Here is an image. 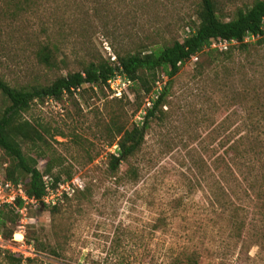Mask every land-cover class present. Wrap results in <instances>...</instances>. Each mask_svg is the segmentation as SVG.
<instances>
[{
	"label": "rangeland",
	"instance_id": "obj_1",
	"mask_svg": "<svg viewBox=\"0 0 264 264\" xmlns=\"http://www.w3.org/2000/svg\"><path fill=\"white\" fill-rule=\"evenodd\" d=\"M215 1L220 18L230 21L255 0ZM201 2L0 0V76L26 88L50 85L92 62L116 67L119 56L183 42L199 24ZM247 42V52L228 47L229 61L214 52L217 61L202 54L188 62L141 151L116 173L109 165L118 131L142 125L151 94L139 83L120 99L109 86H85L61 101L33 104L24 119L42 140L22 143L25 156L43 173L51 164L53 175L81 177L85 187L54 209L28 208L21 223L9 224L13 235L24 234L32 256L19 263L0 252V264H264V222L254 196L231 203L217 172L229 168L223 144L245 136L247 112L264 104V41ZM44 46L56 48L53 66L39 60ZM164 75L160 70L157 78ZM6 106L0 95V116ZM246 156L258 169L254 155ZM10 162L0 151V175ZM237 207L244 225L232 223Z\"/></svg>",
	"mask_w": 264,
	"mask_h": 264
},
{
	"label": "trees",
	"instance_id": "obj_2",
	"mask_svg": "<svg viewBox=\"0 0 264 264\" xmlns=\"http://www.w3.org/2000/svg\"><path fill=\"white\" fill-rule=\"evenodd\" d=\"M30 1L25 0V3ZM197 19L198 26L183 42L176 41L171 45H164L152 51H138L126 56H119L116 67L106 61L92 62L78 72L58 78L50 85L26 88L13 87L0 76V95L7 102V106L0 116V151H3L11 161L6 175L7 180L15 185L22 184L27 197L42 204L47 194L44 176L52 178L55 190L59 188L60 183L75 178L67 172L66 179H63L61 174L53 175L51 164L46 165V170L43 173L38 169L37 160L25 156L22 143L33 142L36 139L42 140L39 129L32 122L24 119V114L36 102L61 101L66 96L72 97L75 93L81 92L85 86L93 89L108 87L109 81L117 75L125 76L134 84L139 83L142 92H145L146 95L152 93L157 81L166 77L167 84L159 98L153 102V107L147 111L142 125H134L130 129L124 128L118 131L117 154L110 156L109 165L111 172L116 173L123 163L128 162L130 158L141 151L150 124L164 112L172 81L188 62L198 59L202 54H207L209 58L215 60L217 54H220L224 58L223 62L231 60L232 51L229 48L224 51L218 48L213 49L212 46L215 42L227 41L230 43V48L237 45L240 50L247 52L250 47L247 42L248 38L258 39L259 43L264 41V0H255L250 7L238 10L230 21H223L220 18L215 0H202L197 11ZM55 49V47L52 49L49 46H44L38 53L40 62L47 66H53L56 60ZM160 70L166 73L162 79L157 78ZM149 76L151 79L148 78ZM262 103V106L255 107L251 113L247 112L248 122L246 125L249 128L247 134L240 135L233 142L223 144L222 157L229 160V168L227 171L222 168L225 171L224 175L218 169L217 172L221 180L228 184V187L222 188V190L233 198L231 203H244L245 199L253 195L257 202L256 208L259 211L257 213L261 215V221L264 222V104ZM255 110L258 111L256 116L253 115ZM249 153L254 155L258 169L254 167L251 170L248 161L246 163V155ZM255 170L258 174L251 177V173ZM225 190L229 193H226ZM79 192L81 191H77L74 196ZM67 198L70 197L65 195L64 200ZM24 206L25 203L20 199L17 201V208L5 206L0 210V235L3 238L13 239V231L9 228V224L16 227L21 223L23 216L21 210ZM226 207V204H222V208L226 209ZM28 208L32 209L31 206ZM238 208L240 207L234 208L236 211L232 217V223L235 226L236 224L240 226V223L245 224L238 218L241 211ZM35 245L39 246L38 242ZM8 254L10 260L19 263L23 260V255ZM28 261L30 262L31 259Z\"/></svg>",
	"mask_w": 264,
	"mask_h": 264
},
{
	"label": "built area",
	"instance_id": "obj_3",
	"mask_svg": "<svg viewBox=\"0 0 264 264\" xmlns=\"http://www.w3.org/2000/svg\"><path fill=\"white\" fill-rule=\"evenodd\" d=\"M229 46L230 43L227 41L215 42L213 44V47L218 48L221 51L227 50ZM166 84V77H164L163 80L157 81L152 93L146 98L144 109L141 112V115L143 116L141 119L143 121L147 111L153 107V102L159 98ZM133 86L134 83L122 75H117L109 81V88L112 91V96L119 99L122 98L124 94L129 95L130 88ZM44 183L47 194L43 199V203L40 204L27 197L22 184L15 185L7 180L6 175H0V210L5 206L17 208V201L21 199L25 203L24 208L21 210V214L24 215L28 206H31L32 209L35 210L41 207H54L63 202L65 195L71 198L77 191L84 190V182L79 176L73 178L71 181L60 183L57 190L53 188V180L50 176H44ZM17 235V233L14 235L15 240L13 239L9 242L5 241L0 235V252H7L16 256H32V253H28L24 250L26 247L24 234L21 232L19 233L22 237L20 240H17Z\"/></svg>",
	"mask_w": 264,
	"mask_h": 264
},
{
	"label": "bare ground",
	"instance_id": "obj_4",
	"mask_svg": "<svg viewBox=\"0 0 264 264\" xmlns=\"http://www.w3.org/2000/svg\"><path fill=\"white\" fill-rule=\"evenodd\" d=\"M16 238H17V240H20L22 237H21V235L18 234V235L16 236Z\"/></svg>",
	"mask_w": 264,
	"mask_h": 264
}]
</instances>
